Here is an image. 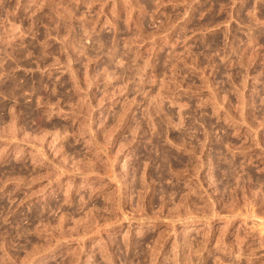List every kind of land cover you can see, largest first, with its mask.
Returning <instances> with one entry per match:
<instances>
[{"label": "rangeland", "instance_id": "obj_1", "mask_svg": "<svg viewBox=\"0 0 264 264\" xmlns=\"http://www.w3.org/2000/svg\"><path fill=\"white\" fill-rule=\"evenodd\" d=\"M0 264H264V0H0Z\"/></svg>", "mask_w": 264, "mask_h": 264}]
</instances>
